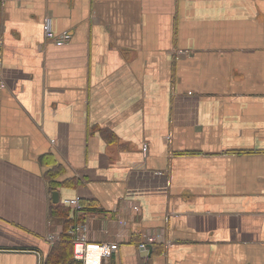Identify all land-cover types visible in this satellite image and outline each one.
Instances as JSON below:
<instances>
[{
    "label": "crops",
    "instance_id": "obj_1",
    "mask_svg": "<svg viewBox=\"0 0 264 264\" xmlns=\"http://www.w3.org/2000/svg\"><path fill=\"white\" fill-rule=\"evenodd\" d=\"M76 197L106 264H264V0H0V264Z\"/></svg>",
    "mask_w": 264,
    "mask_h": 264
},
{
    "label": "built area",
    "instance_id": "obj_2",
    "mask_svg": "<svg viewBox=\"0 0 264 264\" xmlns=\"http://www.w3.org/2000/svg\"><path fill=\"white\" fill-rule=\"evenodd\" d=\"M51 20V19H50ZM50 20L48 21V26L46 29V40L55 44H65L68 43L72 35L70 32L66 31L61 34H56L50 25ZM2 86H5L4 83ZM147 148V145H145ZM65 204L72 206L75 209L77 221H75L69 228V233L73 237L74 243V257L75 259L83 262V264H106L113 256L115 252L119 249L118 241H106L104 243L90 242L87 239V234L89 232V226L85 222L80 221L81 218L87 213V208L83 204L80 197L73 199H67ZM57 238L50 236L49 240L54 242ZM156 240L152 235H146L145 241L141 243V248H144L147 244H150Z\"/></svg>",
    "mask_w": 264,
    "mask_h": 264
},
{
    "label": "trees",
    "instance_id": "obj_3",
    "mask_svg": "<svg viewBox=\"0 0 264 264\" xmlns=\"http://www.w3.org/2000/svg\"><path fill=\"white\" fill-rule=\"evenodd\" d=\"M54 215L62 220L63 232L60 241L54 245L45 264H83L74 257L73 237L69 233V228L77 221L75 209L70 205H58L54 208Z\"/></svg>",
    "mask_w": 264,
    "mask_h": 264
},
{
    "label": "water",
    "instance_id": "obj_4",
    "mask_svg": "<svg viewBox=\"0 0 264 264\" xmlns=\"http://www.w3.org/2000/svg\"><path fill=\"white\" fill-rule=\"evenodd\" d=\"M58 195L57 192L54 193V196L56 197ZM153 246L152 244H147L144 248H142L143 251H149V253L152 252Z\"/></svg>",
    "mask_w": 264,
    "mask_h": 264
}]
</instances>
